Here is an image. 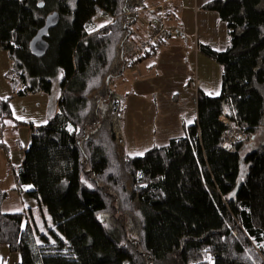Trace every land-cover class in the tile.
I'll return each instance as SVG.
<instances>
[{
    "label": "trees",
    "instance_id": "obj_1",
    "mask_svg": "<svg viewBox=\"0 0 264 264\" xmlns=\"http://www.w3.org/2000/svg\"><path fill=\"white\" fill-rule=\"evenodd\" d=\"M144 2L0 0L15 96L49 94L59 79L57 113L33 131L15 174L42 224L0 212V247L19 264H264V0L206 2L229 37L221 52L199 46L221 66L220 94L197 90L183 136L130 157L110 83L131 66L123 57ZM53 12L58 24L37 58L29 44ZM97 16L110 21L92 29ZM11 100L0 98L2 128L25 124ZM221 116L246 143L223 146Z\"/></svg>",
    "mask_w": 264,
    "mask_h": 264
},
{
    "label": "rangeland",
    "instance_id": "obj_2",
    "mask_svg": "<svg viewBox=\"0 0 264 264\" xmlns=\"http://www.w3.org/2000/svg\"><path fill=\"white\" fill-rule=\"evenodd\" d=\"M208 1L145 0V9L139 11L131 28L133 46L146 41L153 22L162 21L176 34L152 48L145 59L125 66L121 76L110 83L111 100L119 103V130L126 155L141 157L171 138L183 136L184 127L196 118L197 90L207 96L220 94L221 66L199 46L207 45L221 52L229 37L217 14L204 9ZM109 21L108 17L97 16L91 28L98 29ZM12 71V61L0 50V97L13 98L10 105L15 119L34 126L43 124L57 111L59 79L53 82L49 94H28L22 98L15 96L21 86ZM17 201L15 196L0 200V212H19L21 205ZM24 207L28 218L33 217L41 225L42 211L37 202L31 200ZM28 212H32L31 216ZM0 264H19V255L1 246Z\"/></svg>",
    "mask_w": 264,
    "mask_h": 264
},
{
    "label": "crops",
    "instance_id": "obj_3",
    "mask_svg": "<svg viewBox=\"0 0 264 264\" xmlns=\"http://www.w3.org/2000/svg\"><path fill=\"white\" fill-rule=\"evenodd\" d=\"M57 96H59V91H57ZM57 99L58 97H56V100ZM55 113H57V111L56 112L54 111V114ZM195 115H196V110H195ZM49 117L50 115L48 116V118ZM15 120L19 121L17 119ZM19 122L25 124L22 126H16L13 123L5 128L0 127V191L1 193H6L7 198L11 196H15L18 200L17 202L21 205L20 207L21 210L19 212L5 211L2 213L5 214L24 213L25 215H27V211H25L26 207H24V205L27 204V202L30 203V201L33 199L29 198L25 193L19 192V190H17V186L15 183V174L20 170V167L23 163L24 153L29 146L31 134L36 128L40 126H44L47 121L44 122L43 124H40L39 126L28 124L25 121H19ZM19 150L22 152L19 153ZM5 186L7 188H5ZM29 189L30 187H25V190H29ZM31 214L32 212L30 213V215Z\"/></svg>",
    "mask_w": 264,
    "mask_h": 264
},
{
    "label": "built area",
    "instance_id": "obj_4",
    "mask_svg": "<svg viewBox=\"0 0 264 264\" xmlns=\"http://www.w3.org/2000/svg\"><path fill=\"white\" fill-rule=\"evenodd\" d=\"M159 8L162 9L163 5L161 4ZM175 34L176 32L172 29L166 28L162 21L151 23L150 32L146 41L139 44L140 46L135 45L134 48L125 52L123 57L125 63L131 65L142 59L143 56L150 55L152 48H157L161 43L167 42ZM219 120L225 128L222 136L223 146L233 147L247 141V134L238 130L226 117L221 116Z\"/></svg>",
    "mask_w": 264,
    "mask_h": 264
},
{
    "label": "water",
    "instance_id": "obj_5",
    "mask_svg": "<svg viewBox=\"0 0 264 264\" xmlns=\"http://www.w3.org/2000/svg\"><path fill=\"white\" fill-rule=\"evenodd\" d=\"M41 6V4H40ZM59 21V15L56 12L49 14L45 20L44 25L29 44L30 52L37 58H42L48 51V43L46 41L49 31L54 28Z\"/></svg>",
    "mask_w": 264,
    "mask_h": 264
}]
</instances>
